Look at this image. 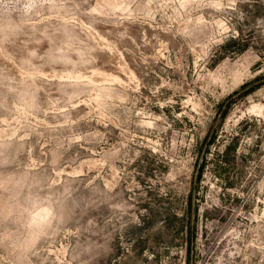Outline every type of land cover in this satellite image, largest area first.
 I'll list each match as a JSON object with an SVG mask.
<instances>
[{
    "label": "rangeland",
    "instance_id": "obj_1",
    "mask_svg": "<svg viewBox=\"0 0 264 264\" xmlns=\"http://www.w3.org/2000/svg\"><path fill=\"white\" fill-rule=\"evenodd\" d=\"M0 264H264V0H0Z\"/></svg>",
    "mask_w": 264,
    "mask_h": 264
},
{
    "label": "bare ground",
    "instance_id": "obj_2",
    "mask_svg": "<svg viewBox=\"0 0 264 264\" xmlns=\"http://www.w3.org/2000/svg\"><path fill=\"white\" fill-rule=\"evenodd\" d=\"M131 74V73H130ZM39 214V213H38ZM44 215H47L45 212H42L41 214H39V217H41L42 219H44L43 217H44ZM40 218V219H41Z\"/></svg>",
    "mask_w": 264,
    "mask_h": 264
}]
</instances>
